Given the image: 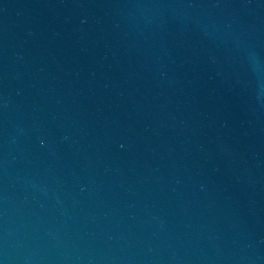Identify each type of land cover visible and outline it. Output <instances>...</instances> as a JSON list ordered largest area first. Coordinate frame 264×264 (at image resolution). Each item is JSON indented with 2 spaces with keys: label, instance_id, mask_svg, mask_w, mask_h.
<instances>
[{
  "label": "water",
  "instance_id": "obj_1",
  "mask_svg": "<svg viewBox=\"0 0 264 264\" xmlns=\"http://www.w3.org/2000/svg\"><path fill=\"white\" fill-rule=\"evenodd\" d=\"M0 264H264V0H205L69 127Z\"/></svg>",
  "mask_w": 264,
  "mask_h": 264
}]
</instances>
